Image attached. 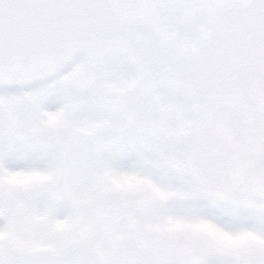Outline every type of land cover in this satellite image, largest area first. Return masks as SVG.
Listing matches in <instances>:
<instances>
[{
    "label": "snow or ice",
    "instance_id": "obj_1",
    "mask_svg": "<svg viewBox=\"0 0 264 264\" xmlns=\"http://www.w3.org/2000/svg\"><path fill=\"white\" fill-rule=\"evenodd\" d=\"M0 264H264V0H0Z\"/></svg>",
    "mask_w": 264,
    "mask_h": 264
}]
</instances>
